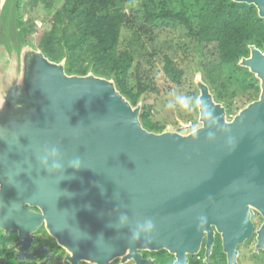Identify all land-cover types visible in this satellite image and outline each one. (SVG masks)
Masks as SVG:
<instances>
[{
  "label": "water",
  "instance_id": "water-1",
  "mask_svg": "<svg viewBox=\"0 0 264 264\" xmlns=\"http://www.w3.org/2000/svg\"><path fill=\"white\" fill-rule=\"evenodd\" d=\"M234 1L253 5L264 20V0ZM238 64L258 79V99L228 119L198 73L201 126L186 135L154 133L140 122L141 103L133 107L112 79L68 75L65 59L52 62L30 46L0 41V229L18 231L21 251L45 220L70 264H154L142 260L144 250H165L173 264H188L204 239L203 262L210 264L218 235L227 264H237L255 210L263 247L264 47L250 45ZM52 147L58 156L45 160ZM149 217L150 241L130 243Z\"/></svg>",
  "mask_w": 264,
  "mask_h": 264
},
{
  "label": "trees",
  "instance_id": "trees-1",
  "mask_svg": "<svg viewBox=\"0 0 264 264\" xmlns=\"http://www.w3.org/2000/svg\"><path fill=\"white\" fill-rule=\"evenodd\" d=\"M129 1L62 0L51 17L50 28L40 35L37 49L52 62L65 59L68 75L84 76L91 72L112 79L133 107L141 103L140 122L154 133L164 130L152 122L153 105L146 101L154 87L141 79L130 86L128 76L134 55L119 48L123 28L138 36H150L164 28L185 30L192 53L197 54L202 80L214 100L224 106L228 117L258 99V79L238 64L242 57L249 56L250 45L260 50L264 47V20L253 5L234 0H139L138 6L127 13ZM21 3L17 0L15 8L20 33L27 37L33 33L34 25L22 20ZM163 74L175 86L187 80L185 68L169 55L163 57ZM221 248L216 235L210 264H226ZM189 264L202 263L193 257Z\"/></svg>",
  "mask_w": 264,
  "mask_h": 264
},
{
  "label": "rangeland",
  "instance_id": "rangeland-1",
  "mask_svg": "<svg viewBox=\"0 0 264 264\" xmlns=\"http://www.w3.org/2000/svg\"><path fill=\"white\" fill-rule=\"evenodd\" d=\"M16 1L6 0L0 21V41L6 45L13 41L17 47L24 44L39 50L36 47L38 39L44 30L50 28L51 17L54 11L61 6L62 0H21L22 20L26 23L32 22L34 25L33 33L27 37L20 33L21 27L18 25L15 8ZM138 4L139 0H130L125 11L130 13ZM189 47V39L182 28L158 29L150 36L144 34L138 36L125 28L121 31L119 48L130 50L134 55L128 82L130 86H135L137 80L141 79L144 83H149L154 87L146 95V101L153 105L152 122L163 126V132L173 131L186 135L201 126L197 100L199 92L194 85L195 76L200 74L198 58L196 53H192V45ZM164 55H169L180 67L185 68L187 80L182 85L175 86L165 78L163 74ZM241 97L242 95L238 98ZM181 98L186 101L187 107H183ZM235 114L237 111H233L231 117ZM186 126L188 127L185 128ZM120 262V259H115L110 264H121Z\"/></svg>",
  "mask_w": 264,
  "mask_h": 264
},
{
  "label": "flooded vegetation",
  "instance_id": "flooded-vegetation-1",
  "mask_svg": "<svg viewBox=\"0 0 264 264\" xmlns=\"http://www.w3.org/2000/svg\"><path fill=\"white\" fill-rule=\"evenodd\" d=\"M25 207L34 213H40V210L36 207H30L28 205ZM251 220L254 226L252 236L244 244L238 246L237 264H264V244L263 247H257V231L260 229L263 219L257 211L251 210ZM27 235L30 236L31 239L20 251L22 247L20 242L22 239L18 236V231L12 229L6 233L4 230L0 229V264H70L68 261H65V257L70 256V254L64 247L58 245L54 238L49 236L45 220L41 222L35 231ZM214 246L215 243L212 247V252ZM239 248H241V250H238ZM211 255L210 257H212ZM18 257L23 258L20 260ZM140 257L142 260L153 261L154 264H173L175 260L174 256L165 250L140 251ZM166 257H172V260L168 261ZM188 257V264L192 261L193 257H195L197 262L201 261V263L204 264L205 239L202 241L199 253L197 255H189ZM80 264L87 263L80 262ZM130 264H134V262L130 261Z\"/></svg>",
  "mask_w": 264,
  "mask_h": 264
},
{
  "label": "clouds",
  "instance_id": "clouds-1",
  "mask_svg": "<svg viewBox=\"0 0 264 264\" xmlns=\"http://www.w3.org/2000/svg\"><path fill=\"white\" fill-rule=\"evenodd\" d=\"M181 99L183 102V107H187L186 101H183V98H181ZM168 107H171V105H168ZM58 153H59V149L56 147H52L50 150H48V155L45 156V160H47L49 156H51L53 158L57 157ZM79 165H80L79 160H75L71 163V166L74 169H78ZM59 167H60V165L58 163H54V165H53L54 170L58 169ZM124 220H126V217L122 216L121 222L123 223ZM154 229H155L154 220L151 217L145 218L142 222H140L137 225L135 231H133V233L131 235L129 242L135 243L137 241H140L142 236H143V240L150 241V238H151V235H152Z\"/></svg>",
  "mask_w": 264,
  "mask_h": 264
},
{
  "label": "built area",
  "instance_id": "built-area-1",
  "mask_svg": "<svg viewBox=\"0 0 264 264\" xmlns=\"http://www.w3.org/2000/svg\"><path fill=\"white\" fill-rule=\"evenodd\" d=\"M231 118V116H229V119ZM188 126H186L185 128H187Z\"/></svg>",
  "mask_w": 264,
  "mask_h": 264
},
{
  "label": "bare ground",
  "instance_id": "bare-ground-1",
  "mask_svg": "<svg viewBox=\"0 0 264 264\" xmlns=\"http://www.w3.org/2000/svg\"><path fill=\"white\" fill-rule=\"evenodd\" d=\"M5 4H6V2H5ZM4 8H5V6H4Z\"/></svg>",
  "mask_w": 264,
  "mask_h": 264
}]
</instances>
